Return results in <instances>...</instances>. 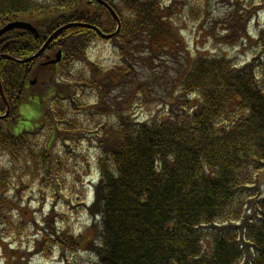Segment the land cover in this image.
Here are the masks:
<instances>
[{"label": "trees", "instance_id": "trees-1", "mask_svg": "<svg viewBox=\"0 0 264 264\" xmlns=\"http://www.w3.org/2000/svg\"><path fill=\"white\" fill-rule=\"evenodd\" d=\"M234 2L220 38L228 45L252 40L247 25L262 7ZM108 3L119 18L117 31L114 17L97 1L0 0V27L26 20L38 29L37 37L7 32L13 40L7 52L19 59L70 22L115 31L105 39L81 26L61 30L44 50L63 52L60 79L47 89L40 82L27 84L25 76L41 80L52 67L36 65V59L0 58L9 107L0 118V156L8 159L0 165V232L17 236L30 229L14 191L27 178L60 176L53 143L75 144L86 130L78 114L86 112L96 120L86 131L98 148V179L87 208L94 220L86 247L94 264H264V30L252 40L257 50L250 60L236 64L225 55L188 49L178 24L180 1ZM97 40L111 43L117 62L102 66L90 58ZM70 70L80 71L75 80ZM77 88L88 97L78 98ZM167 88L161 113L134 116L135 103L149 109ZM24 102L36 116L21 118L29 124L15 132ZM44 224L41 240L55 238L70 250L80 246L67 227L57 231L49 217Z\"/></svg>", "mask_w": 264, "mask_h": 264}, {"label": "rangeland", "instance_id": "rangeland-1", "mask_svg": "<svg viewBox=\"0 0 264 264\" xmlns=\"http://www.w3.org/2000/svg\"><path fill=\"white\" fill-rule=\"evenodd\" d=\"M176 1L182 3V5L179 3L177 6L179 9L182 7L179 11L181 19L178 24L182 28L181 34L191 52L225 55L232 62L242 64L250 60L257 50L252 40H256L260 32L264 30V4H262V0H251L255 6L262 5L256 12V16L247 25L252 40L236 45H228L220 39L225 33V30L222 29V25L225 24L224 21L228 20L236 9L237 4L234 0ZM89 56L102 66H109L118 61L111 43L107 40H97L91 45ZM60 70L61 66L56 73L52 72V74L42 76L44 88L48 82L55 79L59 81L60 76H57V73L59 75ZM79 72V70L71 71L70 78L75 80ZM44 88L41 89L45 91ZM77 93L78 98L85 99L88 97L87 92L83 96L81 89L77 88ZM169 93L168 88L167 91L159 90V96L156 98H161V100L151 102L149 109L135 103L132 106L134 116L145 119L161 113L166 108L165 102L168 99L166 96ZM89 99H92L91 96ZM78 115L83 128L92 129V123L96 122L95 118H91L86 112H79ZM35 116L34 111L28 106L20 110V118H24V120L30 121ZM25 122L27 121L19 120L23 127L29 124ZM17 130L15 129V132ZM86 130L80 133L75 144L69 142L68 145H64L59 139L53 143V149L57 152L62 165L59 177L46 179L45 182L35 179L32 181L27 178L29 180L24 179L25 183L16 187L14 191L16 207L22 219H27L31 223V227L17 236L10 230H7L10 236H6L5 232H0V264H94L96 257L93 251L86 247L87 241L91 238L90 228L94 220L87 210V204L93 197L92 181L97 179L95 162L98 148L94 141L89 140L91 133ZM40 138L45 139L46 133L40 134ZM0 157H2L0 158V165L6 166L7 157ZM91 172L93 175L87 176ZM15 216L18 218V212ZM48 217L52 227L57 228V231L67 227L73 236H77L80 246L75 250H70L54 241L55 238L41 240L42 230L46 227L44 221Z\"/></svg>", "mask_w": 264, "mask_h": 264}, {"label": "flooded vegetation", "instance_id": "flooded-vegetation-1", "mask_svg": "<svg viewBox=\"0 0 264 264\" xmlns=\"http://www.w3.org/2000/svg\"><path fill=\"white\" fill-rule=\"evenodd\" d=\"M86 2L87 1H89V0H85ZM97 1V0H96ZM105 2H109L110 0H104ZM91 2H92V0H91ZM99 2V1H98ZM81 13H83L82 11H81ZM82 19V18H81ZM78 21H80V22H83L82 20H78ZM25 33H30V32H24V31H21V30H15V31H13V35H16V34H19L20 36L21 35H23V34H25ZM0 56H2V55H4V54H7L8 52H7V48L10 46V44L13 42V40H12V38H10L9 37V35H4V36H2L1 38H0ZM59 50V48L58 47H51V48H49L47 51H43L42 53H40V55L39 56H37V58H35L36 59V61H35V64L36 65H41V66H45V65H47V66H49L50 68L52 67H54V66H56L58 63H60V61L59 62H57V63H52V64H50L49 62L50 61H52V60H54V58H55V54H56V52ZM45 61H46V64L44 65V63H45ZM51 68V69H52ZM29 75V73L25 76V79H26V77ZM35 78H38L37 76H35L34 77V80H35ZM25 79H24V81H25ZM31 81H33V79L31 80ZM30 81V82H31ZM26 82V81H25ZM27 84H29V83H27ZM23 85V84H22ZM23 86H25V84L23 85Z\"/></svg>", "mask_w": 264, "mask_h": 264}, {"label": "water", "instance_id": "water-1", "mask_svg": "<svg viewBox=\"0 0 264 264\" xmlns=\"http://www.w3.org/2000/svg\"><path fill=\"white\" fill-rule=\"evenodd\" d=\"M109 9H110V8H109ZM110 11H111V9H110ZM111 12H112V11H111ZM117 22H118V20H117ZM85 26L97 30V28L94 27V26H91V25H85ZM118 26H119V24H118ZM65 27H66V25H65V26H62V27L58 28L56 31H54V32L51 34V36L49 37L48 40H50L51 37H53L56 33H58L60 30L64 29ZM13 28H21V29L30 30V31L34 32L35 34H37L36 29H35L34 27H32L29 23H26V22H20V21H13V22L7 23L6 25H4V26L0 29V35H2L3 33L7 32V31H9V30H11V29H13ZM105 36H106V37H109V35H105ZM45 45H46V43H45L44 46L38 51V53L41 52V51L43 50V48L45 47ZM38 53H37V54H38ZM56 56H57V59H59L60 53L58 52ZM30 58H32V57H30ZM30 58H29V59H30ZM0 93H2V92H1V87H0Z\"/></svg>", "mask_w": 264, "mask_h": 264}]
</instances>
